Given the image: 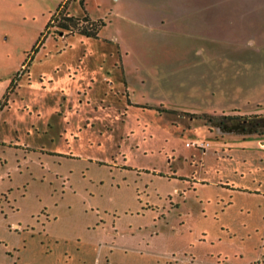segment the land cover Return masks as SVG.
<instances>
[{
  "label": "rangeland",
  "instance_id": "1",
  "mask_svg": "<svg viewBox=\"0 0 264 264\" xmlns=\"http://www.w3.org/2000/svg\"><path fill=\"white\" fill-rule=\"evenodd\" d=\"M0 264H264V0H0Z\"/></svg>",
  "mask_w": 264,
  "mask_h": 264
},
{
  "label": "trees",
  "instance_id": "2",
  "mask_svg": "<svg viewBox=\"0 0 264 264\" xmlns=\"http://www.w3.org/2000/svg\"><path fill=\"white\" fill-rule=\"evenodd\" d=\"M63 4L61 7H58L53 13L50 21H55V25L58 27L57 32L63 34V31L70 32H79L87 36H95L97 29L102 24L101 19H92L86 13L81 16L74 15L69 13ZM52 19V20H51ZM254 114V113H253ZM244 114H223V117L233 118Z\"/></svg>",
  "mask_w": 264,
  "mask_h": 264
},
{
  "label": "crops",
  "instance_id": "3",
  "mask_svg": "<svg viewBox=\"0 0 264 264\" xmlns=\"http://www.w3.org/2000/svg\"><path fill=\"white\" fill-rule=\"evenodd\" d=\"M251 113H254V112H251Z\"/></svg>",
  "mask_w": 264,
  "mask_h": 264
}]
</instances>
